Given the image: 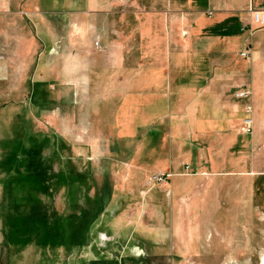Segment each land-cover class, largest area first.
Segmentation results:
<instances>
[{
    "label": "rangeland",
    "instance_id": "374dc122",
    "mask_svg": "<svg viewBox=\"0 0 264 264\" xmlns=\"http://www.w3.org/2000/svg\"><path fill=\"white\" fill-rule=\"evenodd\" d=\"M55 1L0 0V264H264L262 137L253 148L238 126L229 136L239 160L231 200L229 180L217 186L214 176L222 141L216 133L200 140L182 126L186 107L198 101L102 98L117 78H104L106 57L91 30L76 41L72 0L59 9L62 35L40 27L38 13L56 12ZM215 42L213 54L187 59L189 73L167 69L169 80L180 81L176 92L198 90L191 79H212L213 57L227 46ZM160 80L151 84L158 92L170 87ZM173 113L176 126L166 118ZM205 155L211 163L200 162ZM256 159L260 171L246 173ZM156 174L172 178L154 184ZM221 188L223 207L237 208L223 212L236 221L223 237L210 211ZM87 223L79 244L77 227Z\"/></svg>",
    "mask_w": 264,
    "mask_h": 264
},
{
    "label": "crops",
    "instance_id": "0c3cea01",
    "mask_svg": "<svg viewBox=\"0 0 264 264\" xmlns=\"http://www.w3.org/2000/svg\"><path fill=\"white\" fill-rule=\"evenodd\" d=\"M63 1H55L53 7L56 12L38 13L40 27L44 26L45 32L51 37L62 35L63 29L57 20L66 13L59 11ZM71 3L74 9L72 15L75 18V26L72 30L77 36L76 41L79 40V35L88 31L86 29L91 30L95 41L101 42V49L106 57L103 61V68L107 70L104 78L107 79L112 74L114 79L117 78L115 80L117 84L112 85V90L105 88L104 93L108 95H103L102 98L113 100L135 96L147 100L196 99L198 103L186 107L187 112L183 117L182 126L186 129V124H189L191 133L200 140L214 138L216 133L217 142L222 141L224 149L222 148L221 154L213 160L215 166H218L214 176L217 186L224 185L229 180L232 186L228 189L231 191L228 196L233 200L235 187L238 186L237 181L233 182L236 180L233 176L237 174L239 160L235 155L237 150H234L233 137L229 136L233 135V129L238 126L236 128L238 134L245 138L251 137L253 148L256 146V137L261 136L264 140L262 135L264 134V30L255 32L251 39L249 35L247 36L249 31L246 30L247 34L242 31L248 20L249 9L264 10V0H135L131 4L132 10L126 13L120 12V0H72ZM159 3L162 4L161 9ZM213 12L215 15L212 18L205 14ZM212 30L219 36L214 37ZM215 40L225 45L227 42V46L217 51L216 59L213 57L217 62L212 65L214 71L212 79L205 76L191 79L193 82L190 83L200 81L198 90L180 87L182 91L176 92L180 81L177 79L175 84L174 78L169 80L167 69H171L173 73V70L182 67L189 73L190 65H186L187 59L192 57L194 60L198 55L213 54ZM245 42H248L252 51L248 59L240 57ZM158 71L161 80L157 78ZM186 74L183 72V77ZM123 77L126 81H123ZM147 78L148 83L145 82ZM155 79L162 82L160 85L170 84V87H160L158 92L156 86L151 85L155 84ZM173 84L178 86L174 87ZM240 84H247L253 90V136L239 133V126L245 115L244 103L236 101L234 93L236 86ZM117 85L122 86L123 96L117 95L121 92L116 88ZM144 85L151 87L149 90H143ZM169 88L170 90H167ZM155 94H159L160 97H154ZM175 116L178 115L173 113L166 117L168 119L171 117L169 122L172 126L175 123L173 120H180ZM173 133L175 134V131ZM204 161L211 163L212 159L205 155L200 162ZM243 167H247V163ZM259 169L260 160L256 159L251 164L248 163L246 173L253 172L254 175L255 172L260 171ZM224 177L228 179H223ZM222 190L223 188L216 194L220 199L216 198L214 210L210 206V211L217 214L214 223L216 233L221 237H223V229L229 226L235 227L234 223H236L233 218L224 220L223 212L237 211V208L228 207L227 202L223 207ZM190 211L191 207L184 218L186 224L191 222Z\"/></svg>",
    "mask_w": 264,
    "mask_h": 264
},
{
    "label": "built area",
    "instance_id": "2783aa9c",
    "mask_svg": "<svg viewBox=\"0 0 264 264\" xmlns=\"http://www.w3.org/2000/svg\"><path fill=\"white\" fill-rule=\"evenodd\" d=\"M135 0H120L122 12H125L131 2ZM245 29L249 31L252 38L258 30H264V10H254L252 8L248 11V20L245 24ZM251 47L248 42H245V48L240 53L243 59H248L251 56ZM253 90L247 84H240L236 86L234 98L238 102L244 103L243 113L245 114L239 126V133L243 135L253 136V107H252ZM189 169V166L187 167ZM172 178V175L156 174L152 177L154 184L167 183Z\"/></svg>",
    "mask_w": 264,
    "mask_h": 264
},
{
    "label": "trees",
    "instance_id": "16d2710c",
    "mask_svg": "<svg viewBox=\"0 0 264 264\" xmlns=\"http://www.w3.org/2000/svg\"><path fill=\"white\" fill-rule=\"evenodd\" d=\"M63 223H64V222L59 223V224H62L61 227L63 226ZM75 225H77V223H76ZM75 225H74V226H75ZM90 227H91V225H90L89 223H87L83 228L81 227V229H80L79 227H77V229L79 230L80 233H82V232L84 231V232H83V237L78 238V242H79V244H82V243L84 244V243L86 242L84 234L90 229ZM62 232L64 233V231H62ZM56 233H57V237L59 236V233H60V236L62 235V237L65 238V236H64L65 234H61V231H60V232H59V231H57V232H53V236H55ZM53 236H52V237H53ZM60 236H59V237H60ZM52 237L49 236V235L47 236V238H52ZM11 238H12V236H11ZM13 240H14V239H13Z\"/></svg>",
    "mask_w": 264,
    "mask_h": 264
},
{
    "label": "water",
    "instance_id": "95a60500",
    "mask_svg": "<svg viewBox=\"0 0 264 264\" xmlns=\"http://www.w3.org/2000/svg\"><path fill=\"white\" fill-rule=\"evenodd\" d=\"M100 238H101V240H103L102 236Z\"/></svg>",
    "mask_w": 264,
    "mask_h": 264
}]
</instances>
